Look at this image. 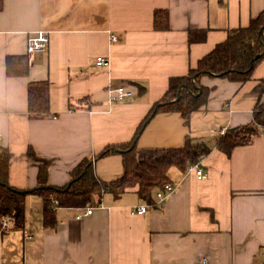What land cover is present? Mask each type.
Wrapping results in <instances>:
<instances>
[{"label": "crops", "instance_id": "crops-1", "mask_svg": "<svg viewBox=\"0 0 264 264\" xmlns=\"http://www.w3.org/2000/svg\"><path fill=\"white\" fill-rule=\"evenodd\" d=\"M168 12L169 28L158 30L155 11ZM264 0H3L0 9V146L9 150V183L37 185L39 164L32 147L48 159V184L63 186L72 170L105 146L129 142L173 76L191 67L229 30L249 25ZM207 30L189 42L190 30ZM49 34L46 50L29 56L27 40ZM264 35V32H263ZM116 37V40H112ZM27 56V76H9L8 56ZM98 56L108 65L98 66ZM264 59L240 83L204 75L208 101L188 124L179 113L156 114L136 140L139 149L182 146L188 136L214 145L223 129L248 124L261 94ZM49 82L50 116L28 113V84ZM124 85L133 95L114 100ZM84 98V99H83ZM264 98V94H263ZM72 107V108H71ZM194 165L206 174L171 167L174 186L162 206L136 190L106 193L86 207L51 202L55 226L45 225L50 207L38 194L25 200L22 229L0 239V264H264V133L230 155L213 147ZM96 175L113 181L124 173L120 153L94 161ZM149 204L147 212L137 208ZM92 212L82 215L87 208Z\"/></svg>", "mask_w": 264, "mask_h": 264}, {"label": "trees", "instance_id": "trees-1", "mask_svg": "<svg viewBox=\"0 0 264 264\" xmlns=\"http://www.w3.org/2000/svg\"><path fill=\"white\" fill-rule=\"evenodd\" d=\"M3 0H0V9ZM155 28H169L168 12L155 11ZM264 9L253 16L249 25L229 30L228 37L204 55L187 74L173 76L164 95L149 109L139 123L129 142L105 146L92 158H84L71 172L69 182L63 186L48 184V159L37 156L32 147L27 150L30 159L39 164L37 185L29 189H19L9 183V150L0 146V239L11 229H22L25 223V200L29 194L42 196L50 207L45 209V225L55 226L51 202L66 207H86L93 198L101 200L106 193L116 197L130 190H136L139 197L153 202V194L169 183L167 172L171 167L183 171L197 164L213 147L230 155L243 145L251 144L255 137L264 133V79L259 81L257 92L261 97L254 107L253 120L244 125L226 129L209 145L205 141L188 136L182 146L157 149H139L136 140L148 122L158 113H179L188 124L191 114L206 105L211 89L201 83L204 75L227 78L231 81L246 82L251 79L255 65L264 59ZM206 29L189 32V42L206 39ZM27 56H8L5 60L9 76H27L29 73ZM49 82L31 81L28 84V113L31 118L50 116ZM84 99V98H83ZM72 108V107H71ZM120 153L124 173L113 181L100 179L95 172L94 161L105 156ZM9 218L10 226L3 225Z\"/></svg>", "mask_w": 264, "mask_h": 264}, {"label": "built area", "instance_id": "built-area-1", "mask_svg": "<svg viewBox=\"0 0 264 264\" xmlns=\"http://www.w3.org/2000/svg\"><path fill=\"white\" fill-rule=\"evenodd\" d=\"M112 40H116V37H112ZM48 44H49V34L45 31H42V30L37 31L34 34H32L27 40V53L29 56H33L37 53H40V52L46 50V48L48 47ZM96 64L98 66L108 65L109 62H108V60H106L105 57L98 56L96 59ZM109 91L113 94L112 98L114 100H118V101L126 100L133 95V91L124 85H119L115 88H111ZM225 131H226V129H223L221 133L223 134V133H225ZM0 141H1V137H0ZM190 168L195 171V174L199 179H205L206 178V174L204 173V170L201 167H199L198 165H193ZM173 189H174V186L171 183H168L164 186L163 189L157 190L155 193V196L157 199L156 205L162 206L164 201H165L166 196L168 194H170L173 191ZM53 201L55 204L57 203L56 200H53ZM149 207H150L149 204L141 205L137 208V213L140 215L144 214L147 212ZM91 212H92V208L89 207L79 217H81L82 215L90 214ZM10 224L11 223H10L9 218L6 217L4 219L3 225L5 227H9ZM200 264H209V261L207 258H203L201 260Z\"/></svg>", "mask_w": 264, "mask_h": 264}]
</instances>
